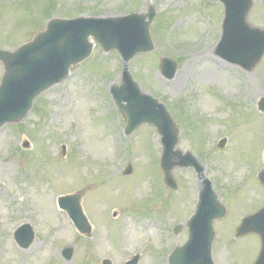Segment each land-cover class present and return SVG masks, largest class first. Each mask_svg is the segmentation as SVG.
<instances>
[{
    "label": "rangeland",
    "instance_id": "rangeland-1",
    "mask_svg": "<svg viewBox=\"0 0 264 264\" xmlns=\"http://www.w3.org/2000/svg\"><path fill=\"white\" fill-rule=\"evenodd\" d=\"M151 6L156 48L131 60L130 70L143 91L172 111L181 127L177 149L198 158L228 205L226 217L215 224V263L252 264L259 238L235 233L242 217L264 203L257 178L264 167V113L257 108L264 98V57L246 71L217 54L220 0H0V48L17 49L54 17L148 13ZM248 22L264 28V0H254ZM206 47L230 68L193 58ZM93 53L67 80L39 95L21 122L0 128V264H102L106 258L124 264L137 253L139 264H169L172 250L188 238L201 188L195 169L177 166L178 189L167 187L158 130L145 124L126 136L127 121L111 97L110 86L121 82L120 54L100 45ZM162 56L178 60L172 79L159 70ZM2 73L0 62V79ZM223 137L228 141L221 148ZM26 141L29 148L23 147ZM182 156L173 160L179 163ZM127 163L134 170L130 176L122 174ZM76 191L83 193L93 225L90 238L58 209L57 197ZM23 223L35 230L27 249L13 237ZM67 246L74 248L71 260L62 255Z\"/></svg>",
    "mask_w": 264,
    "mask_h": 264
},
{
    "label": "water",
    "instance_id": "water-1",
    "mask_svg": "<svg viewBox=\"0 0 264 264\" xmlns=\"http://www.w3.org/2000/svg\"><path fill=\"white\" fill-rule=\"evenodd\" d=\"M226 5L225 34L219 45L227 50L232 61L239 62L247 69H253L264 55V30L252 27L247 16L254 0H222ZM152 8L148 15L131 14L120 18H77L52 19L45 31L36 35L33 41L24 44L16 51L0 49V60L5 64V73L0 86V125L7 121H19L31 108L33 99L49 86L62 81L69 74L72 65L88 57L93 49L89 40L102 44L106 51L118 49L125 60L123 84L113 87V93L129 121L127 133H131L144 122L155 124L163 135L165 153L162 167L167 183L174 188L172 176L175 163L172 157L178 141V130L166 107L149 95L140 93L130 71L129 61L140 52L154 48L150 24L154 19ZM149 17V20H146ZM161 68L167 77L174 76L177 63L162 58ZM126 101L127 104H123ZM264 109V103H262ZM226 139L222 141L224 145ZM180 165H193L203 181L200 201L195 215L189 222V240L174 252L171 264H214L212 244L215 237L214 220L226 214L210 180L204 177L203 169L190 153ZM129 166L125 174H130ZM264 182V170L260 173ZM81 195L74 194L61 198L62 206L68 210L77 227L91 235V225L83 212ZM260 234L263 242L261 254L256 264H264V209L247 217L238 229V235L246 233ZM17 240L28 247L34 232L25 225L18 233ZM72 250H68V257ZM137 258L128 264H136Z\"/></svg>",
    "mask_w": 264,
    "mask_h": 264
},
{
    "label": "bare ground",
    "instance_id": "bare-ground-1",
    "mask_svg": "<svg viewBox=\"0 0 264 264\" xmlns=\"http://www.w3.org/2000/svg\"><path fill=\"white\" fill-rule=\"evenodd\" d=\"M200 58L202 60L208 61V59H212L211 64H213L216 68L218 69H222V70H226V68H229V64L226 63L225 61L212 56L211 52L208 50V47L204 48L203 50L197 52L196 54L193 55V58ZM214 72H217V70H213ZM211 72V74L207 75L210 78H213L215 73ZM186 75V71H183L182 74H178V81H180V79H182L184 76ZM202 76L207 77L206 74H202ZM251 94H253L252 96L258 100L260 98V93L258 91H252Z\"/></svg>",
    "mask_w": 264,
    "mask_h": 264
}]
</instances>
